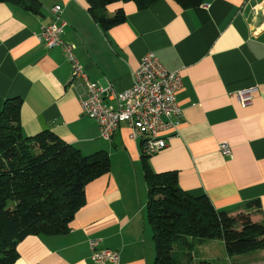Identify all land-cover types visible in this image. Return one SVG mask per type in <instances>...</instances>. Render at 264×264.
<instances>
[{
  "label": "crops",
  "instance_id": "0c3cea01",
  "mask_svg": "<svg viewBox=\"0 0 264 264\" xmlns=\"http://www.w3.org/2000/svg\"><path fill=\"white\" fill-rule=\"evenodd\" d=\"M40 2V13L0 2V110L7 99L22 98L27 136L49 130L84 155L105 152L111 170L87 184L85 204L68 231L26 237L14 264H95L90 239L118 250L119 264H154L145 161L156 173H177L183 191L206 195L218 210L235 215L259 200L263 213L255 218L264 221V0H204L187 9L174 0H156L147 8L116 2L107 15L123 9L126 20L106 30L87 0ZM57 5L63 8L62 37L75 46L90 81L124 91L148 52L181 72L180 126L164 150L146 158L126 125L110 141L101 137L98 122L82 110L86 91L80 82L71 83L63 48L38 40ZM248 88L257 91L244 107L237 92ZM221 144L231 148L230 156ZM255 253L264 264V250Z\"/></svg>",
  "mask_w": 264,
  "mask_h": 264
},
{
  "label": "trees",
  "instance_id": "16d2710c",
  "mask_svg": "<svg viewBox=\"0 0 264 264\" xmlns=\"http://www.w3.org/2000/svg\"><path fill=\"white\" fill-rule=\"evenodd\" d=\"M92 17L106 30L126 20L123 9L107 15L109 5L135 1L147 8L156 0H87ZM182 8L204 0H174ZM40 13V0H0ZM23 100L7 99L0 110V264H14L18 245L31 235L68 231L85 204V188L111 170L107 153L84 155L52 131L30 137L21 123ZM147 158V157H146ZM148 186L147 218L153 232L154 264H212L196 261V242L223 241L229 257L264 250V221L259 200L232 214L218 210L206 196L194 197L179 186L175 172L156 173L144 164ZM175 245L187 250L184 261L175 257Z\"/></svg>",
  "mask_w": 264,
  "mask_h": 264
},
{
  "label": "built area",
  "instance_id": "2783aa9c",
  "mask_svg": "<svg viewBox=\"0 0 264 264\" xmlns=\"http://www.w3.org/2000/svg\"><path fill=\"white\" fill-rule=\"evenodd\" d=\"M54 20L42 28L38 40L49 48L62 47L72 66V82H80L86 91L81 98L86 116L98 122L101 137L112 140L122 125L130 131V137L140 139L144 156H153L168 145V140L180 126L182 108L177 98L182 88L179 71L168 70L154 52L146 53L137 70L133 72V85L118 92L112 84L103 87L90 81L75 54V46L63 39L64 22L62 6L52 8ZM257 88L237 92L239 103L246 107L253 101ZM115 102V104H112ZM220 151L230 156L227 144ZM100 239H90L92 260L95 264H119L118 250L101 247Z\"/></svg>",
  "mask_w": 264,
  "mask_h": 264
},
{
  "label": "rangeland",
  "instance_id": "374dc122",
  "mask_svg": "<svg viewBox=\"0 0 264 264\" xmlns=\"http://www.w3.org/2000/svg\"><path fill=\"white\" fill-rule=\"evenodd\" d=\"M207 242L209 243H205V246L201 245L199 242H196L193 252L194 256L196 257V261L205 259L210 261L212 264H260L259 262L261 261L258 259L262 260L261 256H258L257 258L254 257L256 254L255 252L229 257L223 241L207 240ZM178 246L179 245H175L174 247L176 252L175 257L179 261H184V254L187 253V250L181 246Z\"/></svg>",
  "mask_w": 264,
  "mask_h": 264
}]
</instances>
